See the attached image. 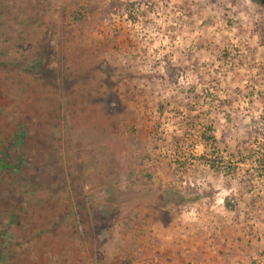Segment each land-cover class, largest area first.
<instances>
[{"label": "rangeland", "instance_id": "374dc122", "mask_svg": "<svg viewBox=\"0 0 264 264\" xmlns=\"http://www.w3.org/2000/svg\"><path fill=\"white\" fill-rule=\"evenodd\" d=\"M0 264H264V4L0 0Z\"/></svg>", "mask_w": 264, "mask_h": 264}, {"label": "trees", "instance_id": "16d2710c", "mask_svg": "<svg viewBox=\"0 0 264 264\" xmlns=\"http://www.w3.org/2000/svg\"><path fill=\"white\" fill-rule=\"evenodd\" d=\"M258 2L264 4V0H257ZM23 68L25 70H29L30 67L28 66H23ZM212 134V133H211ZM216 143V139H215V136L214 135H210V137L206 138L205 141L203 142V145L205 147V149H207V147H210L211 144H215ZM205 160L207 162V164L212 168V169H217V165L216 163L214 162V160L210 159V158H207L205 157Z\"/></svg>", "mask_w": 264, "mask_h": 264}, {"label": "water", "instance_id": "95a60500", "mask_svg": "<svg viewBox=\"0 0 264 264\" xmlns=\"http://www.w3.org/2000/svg\"><path fill=\"white\" fill-rule=\"evenodd\" d=\"M155 183H157V181H155Z\"/></svg>", "mask_w": 264, "mask_h": 264}]
</instances>
